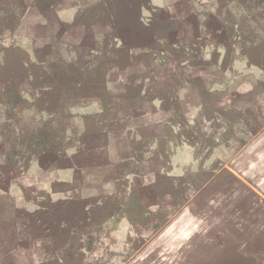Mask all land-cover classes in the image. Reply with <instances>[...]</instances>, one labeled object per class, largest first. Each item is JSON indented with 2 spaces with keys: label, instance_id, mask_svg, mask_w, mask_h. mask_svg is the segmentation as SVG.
Instances as JSON below:
<instances>
[{
  "label": "rangeland",
  "instance_id": "1",
  "mask_svg": "<svg viewBox=\"0 0 264 264\" xmlns=\"http://www.w3.org/2000/svg\"><path fill=\"white\" fill-rule=\"evenodd\" d=\"M54 1L4 0L0 7V264H99L90 244L105 239L108 224L148 226L150 248L191 238L220 256L221 232L210 229L213 222L220 226L222 203L211 194L219 182L210 183L176 218H162L151 196L171 188L167 175L145 186L135 168L124 181L129 167L115 171L93 162L103 150L117 151L124 162V147L131 145L133 167L153 153L135 124L127 136L117 131L125 124L124 97L143 100L151 111L161 88L169 108L190 103L211 113L192 132H205L206 125L224 132L230 150L224 151V176L239 177L224 187L229 191L224 204L242 191L236 212L256 205L260 212L237 236L227 233L234 227V209L225 213L224 259L216 264H264V0H71L84 2L83 19L80 10H52ZM140 2H146L147 16L136 8ZM159 24L174 41L163 50L155 46ZM86 27L98 32V46L88 35L81 38ZM95 47L101 53L92 56ZM110 49L113 53L104 52ZM175 51L182 53L180 65ZM227 72L225 77L237 79L230 93L244 103L236 110L231 94L223 101L211 97V85ZM226 110L224 120H217ZM187 115H171L166 131L189 128ZM18 127L23 130L13 132ZM234 132L246 145L238 156L231 152ZM175 139L165 137L162 173L172 172V158L183 146ZM239 180L260 193V204ZM190 188L181 184L183 194ZM160 204L172 205L167 199ZM159 229L164 231L154 232ZM199 258L195 264L204 261Z\"/></svg>",
  "mask_w": 264,
  "mask_h": 264
},
{
  "label": "crops",
  "instance_id": "2",
  "mask_svg": "<svg viewBox=\"0 0 264 264\" xmlns=\"http://www.w3.org/2000/svg\"><path fill=\"white\" fill-rule=\"evenodd\" d=\"M17 5L19 8L20 5ZM49 6L52 10L53 8H60V10L66 9L70 12L80 10V15L83 19L85 9L84 2L77 3L75 5L74 3L72 4L71 0H55L53 4H50ZM0 7L2 9L5 7L4 0H0ZM136 8L144 13L145 16L148 15L146 2H140L139 4H137ZM95 33L98 32H95L94 28L91 29L86 27L83 34H81L80 36L81 38L84 35L90 36L93 42H95L94 45L98 46L96 42L98 41V36H96ZM155 34V46L159 47V50H163L165 48L164 46H168L170 45V42H174L171 38H169V30H167L166 27L162 24H159L157 26ZM120 45L122 44L118 43V46ZM172 45L175 44L172 43ZM100 49L101 48L99 47H95V49H92V56L100 54ZM113 51L114 49L104 50V52H107L108 54L113 53ZM130 51L131 56L134 55L132 49ZM174 53V57L176 58L178 65H180V58L182 56V53L179 51H175ZM79 56L82 57L81 54H79ZM201 70V72H203V69ZM201 72L198 71V75H201ZM226 75H228V72L227 74L224 73V76L216 79L215 82H211V84L214 82V84H212L210 87V89L212 90V98L223 101L224 98H226L227 96L229 97V94H231L229 90L232 87L233 83L237 82V79L225 77ZM253 88L254 89H252V95L253 97H256L259 87H257V85H254ZM216 89H220L221 91H214ZM155 95L156 98H153V100L155 101V108L151 111L149 110L147 104L143 102V100H138L133 97L131 98L128 95L124 97L125 109L123 115L125 118V124L120 130L117 131L125 132L124 135L127 136L128 132L134 131L133 126L135 124V131L140 132L141 138L145 140L147 144L146 149H153V153L150 155H146L144 158L138 160L139 163L136 162L135 167H133L134 160L132 145L131 147H124V162H122L123 160H117L121 155H118L117 151L115 150L112 151L113 154H107V152H105L104 150L101 151L99 159L93 162L94 164H98L101 168L108 167L109 169L112 166L115 171L122 165L129 167L127 168L128 171L123 172L121 175L123 176L124 181H126L128 178H132V169L135 168L136 176L139 177L141 184L143 185L144 183L145 186L149 185V183L152 184V180L156 177H164L165 175H167V177L172 180L171 188L167 192L162 190L159 191L158 194H154L151 196V199L156 201V205L153 208V211H156L158 216H161L162 218H165L166 216H172V219L176 218L186 209L193 207V202L197 199L198 194L202 190L206 189L210 183H212L213 181L219 182L220 187H217L218 189L215 188L217 190L213 191L211 194L213 200L217 197L222 203L220 213H217V219L220 223V226H218L217 224L215 225V223L213 222L210 229L213 233L221 232L220 244L222 246V251L220 253V256H217V254L214 255V250L206 246L205 244L203 247H198L201 241H191V238L182 240L179 243L174 242L172 246H170V241L160 242V244L157 243L158 247L150 248L152 247L154 242L149 239L148 226L139 228H134L133 226H129V228H118L120 226L108 224L106 226L107 228L103 230V233L106 234L105 239L103 238L102 240H93L90 244V247L92 248V252L98 250L100 257L99 264H195L196 260L199 257V259H204L202 264H214V262L216 264L218 263L217 261L219 257L220 259H224L225 213L234 209V213L231 217L234 223V227L230 230L231 232L227 231V233L231 235L235 233L234 235L237 236L241 231V228L239 229V227L243 226L244 224L253 223L255 218L259 216L260 212L256 211L257 209L255 207L257 205L249 208L242 214L236 212V201L238 200L236 198H240L243 195L242 191L234 194L235 197L231 195V198H228L224 204V192H229L227 188L224 187L229 183L230 180L235 179V181H238L239 179V177L232 172H227L228 174L224 176V151L230 152L228 144L224 142V132H211L213 128L211 126L207 127V125L205 126V132H192L197 127L200 128V124L202 121H209V116L211 113L206 112V110L203 111L196 109L190 103H184L183 108L181 109L169 108L171 104L169 98L167 97V92L162 88L161 91L156 92ZM236 95L237 93L232 95L234 99H236L235 101H237L234 104L233 110H236L239 105L244 104L243 102H241L242 100L240 101L239 98H236ZM179 112L188 114L187 121L189 122V128H184V126L180 127V125H178L176 130L174 125L173 131L176 130V132L166 131V129H168L169 127L168 122L171 115ZM226 113H228L227 110L224 113L220 111L218 113L219 118L218 116H215V118H218L217 120L222 121L224 120V117H226ZM63 117L64 116L60 115V118H58L63 119ZM181 128H183V130H189L188 132H181ZM8 129L10 131V125ZM20 129L23 130V128L18 127L17 129H14L13 132H20ZM151 129H153L154 131L151 132ZM170 135L176 136V139L173 141L175 142L178 139V143L182 144L183 146L181 147L180 145V147H178V150H180L178 157H175L176 155L174 154L172 158V172L162 173L160 172V168L164 166L165 162V137ZM239 138L240 137L238 132H234V134H232L230 138L233 145L231 148L233 156H235V154L237 153L238 156L245 151L246 145H244L242 142H239ZM173 145H171V147H173ZM167 146H170V144ZM188 148L190 150L187 153L186 150H188ZM227 157L228 156L226 155V158ZM231 158L234 159L233 157ZM218 164L219 166H217ZM230 165H232L231 162H229V166L226 165L227 169H229ZM181 184L189 187L191 186L190 189L185 191V193L188 192L187 194H183V192L181 191ZM239 184L241 185L243 190H248L250 193H252L253 196L258 199L257 204H260V193L255 192L250 187L248 188L246 184L242 182V180H239ZM257 184L251 183L252 186H256ZM147 198L148 197H146L145 199ZM166 199L171 201L172 204L171 208L169 209H166L165 206L163 207L160 204L161 201H164ZM184 199H187L188 202L182 207L181 202ZM145 215L148 218L150 217L148 210ZM261 227L262 229H264L263 226ZM165 228L166 227L164 226L163 229ZM163 229H159L154 232H157V234H159L161 231H164ZM262 229L259 228L256 232H261ZM262 233V237H264V231ZM196 251L198 252L199 256H195L196 254L194 252ZM86 255H89L88 252L86 253ZM208 259H210L211 261H207ZM91 263L93 262H90V264Z\"/></svg>",
  "mask_w": 264,
  "mask_h": 264
}]
</instances>
